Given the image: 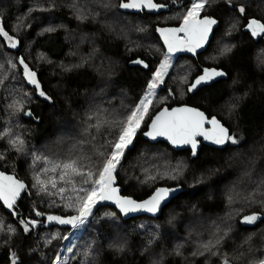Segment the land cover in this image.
Here are the masks:
<instances>
[{"label": "trees", "instance_id": "trees-1", "mask_svg": "<svg viewBox=\"0 0 264 264\" xmlns=\"http://www.w3.org/2000/svg\"><path fill=\"white\" fill-rule=\"evenodd\" d=\"M105 2L111 7L101 11L92 0H0V24L9 35L16 37L19 21L32 19L26 29L22 28L24 40L16 37L19 46L14 50H7L0 36V65L3 66L0 79L4 80L0 84V133H5L0 138L3 157L0 169L15 174L25 183L24 193L13 206L14 215L0 204V264H13L14 259L16 264H52L71 228L45 227L44 216H73L78 212L76 207H66V201L59 194H48L57 192L49 183L58 180L51 171V162L81 151L89 154L87 146L83 150L73 149V145L88 138L84 128L96 122L89 121V116L101 113L109 120L121 119L126 110L134 107L158 61L156 54L152 56L149 50L150 41L156 40L164 50L157 29L165 24H180L192 0H153L167 7L140 10L120 9L119 0ZM73 3L92 9L89 18L77 20ZM240 6L245 7V14L238 11ZM29 9L48 10L29 12ZM162 14H172V21L157 22ZM202 15L213 16L219 22L210 43L195 57L175 56L188 71L172 84V99L155 105L149 116L163 105H193L207 116L220 119L241 143H228L220 148L201 144L196 155H191L188 149L173 150L165 142L144 140L141 131L146 126L143 124L134 147L118 169L115 184L122 194L134 199L146 197L159 186L179 185L180 192L156 217L139 215L124 219L110 205L95 207L62 264H81L89 244L92 255L88 264H221L225 254L232 264H251L264 258V215L253 226L241 223L244 215L264 214V204L260 202L264 197L257 194L253 202L249 196L264 180V64L260 63L264 60V44L242 31L250 18L264 22V0H232L230 5L225 0H213ZM118 23L119 31L116 30ZM142 27L146 30L138 33ZM48 28L54 31H45ZM68 30L90 36L92 46L96 47L93 54H90L93 47L73 48L75 44H70L64 35ZM225 45L232 46V51L219 55ZM209 56L217 59L210 60ZM21 57L37 73L40 89L25 80L19 65ZM138 58L149 68L130 65ZM9 62L17 67L12 68ZM206 67L220 68L227 75L187 92L192 79ZM184 76L187 81L181 83L180 78ZM180 89L185 95L183 98L178 96ZM41 90L45 96L39 94ZM168 90L164 84L159 87L161 93ZM227 102L236 104L234 113L226 110ZM13 104L20 110L9 107ZM92 135L97 133L92 130ZM16 137L24 141L23 151L9 146L8 141ZM113 138L103 131L97 135V146ZM157 147L172 154V165L162 168L170 167L167 171L171 176L175 175L172 169L179 164L182 175L171 180L165 178L170 176L164 175L165 171L160 168L158 157L161 156L153 151ZM34 155L46 156L50 162H34ZM44 168L48 171L41 172ZM37 173L46 182L48 192H41L38 185L33 187ZM146 175L157 178L145 183ZM229 196L233 197L231 202ZM38 212L42 215L38 216ZM106 213H116V216L109 219ZM22 219L39 223L34 227L30 224V232L26 234L20 224ZM9 228L15 231L10 232ZM217 230L219 235L230 230L219 248L220 255H193L197 244L214 238ZM153 235L157 238L149 244ZM250 235L251 240L241 246ZM111 245L122 246V250ZM178 246H181V255L175 254Z\"/></svg>", "mask_w": 264, "mask_h": 264}, {"label": "snow or ice", "instance_id": "snow-or-ice-1", "mask_svg": "<svg viewBox=\"0 0 264 264\" xmlns=\"http://www.w3.org/2000/svg\"><path fill=\"white\" fill-rule=\"evenodd\" d=\"M175 2V0H174ZM213 0H192L190 6L187 7L186 12L183 14L179 27L176 28H158L164 40V45L167 48V52L157 65L154 71H151V78L147 82V87L144 94L141 96L135 107L126 110V114L121 119L113 118L108 119L106 115L101 113H94L88 117L91 121L95 119V123H89L84 128V134L87 139L79 141L78 145H73V149L80 148L83 150L84 146H87V152L89 154H83V151L70 155L63 160L52 161L51 171L56 173L58 180L53 179L49 181L52 189H56L57 192L48 193L49 195L59 194L62 200H65V206L68 208L76 207L78 215L59 217L49 215L48 221H58L60 224L71 225L74 229L80 228L85 225L89 217L92 215L94 208L102 201L112 200L115 202L116 207L119 208L123 214L131 212L145 211L148 213L156 214L162 210L167 202V198L175 189L169 188H156L155 191L146 200L137 202L131 197H120L117 195V188L113 185L116 181V175L119 167L127 156V153L134 147L135 138L138 131L141 129L142 124H146L148 131L143 135L152 140L157 137H166L167 140L173 145H187L191 144L193 155H196L197 137L203 136L205 140H210L216 145H226L228 143L232 145H238L241 143L240 139L234 134L229 132V129L218 119L216 116H212L208 119L203 111L196 107H190L183 105L180 107L168 108L163 107L156 112L154 116H149L150 107L155 103L154 97L157 96V89L165 83V77L169 75L170 69L174 67L173 59L174 54L180 51L190 52L197 54L198 49H206V46L210 43L211 36L214 32V26L218 25V20L212 16H202V12L207 8ZM227 4H231L232 0H225ZM93 4L98 5L101 11L110 9V3L105 0H92ZM54 7V5L50 6ZM73 9L77 12L76 19L84 21L89 18V13L92 9L85 7H78L75 3L72 5ZM118 7L120 9H142V8H164L167 5L155 4L153 0H119ZM34 10L47 11L48 9H29V12ZM238 11L241 14H245L246 9L244 6H240ZM100 12L97 11L95 16H99ZM246 27L251 31L253 37L264 35V22L250 18ZM144 31L143 28L138 29ZM45 31H54L52 28L45 29ZM230 34V33H229ZM0 36L6 38L11 47L18 46V41L15 37L9 35L5 31L2 24H0ZM232 51V46L225 45L219 55H225ZM43 59V56L40 57ZM208 59L215 60L217 57L209 56ZM12 68H16L15 63L9 62ZM133 64L143 65L144 68H149V65L144 60L136 59L132 61ZM260 63L264 64V60ZM19 65L23 67L24 77L37 89H40V84L36 79L37 73L32 71L29 65L25 62L24 58H19ZM0 67H3L0 65ZM69 70V69H66ZM227 74L217 68H203L202 74L197 76L195 81L192 82L186 89L191 93L208 82L213 81L217 77H223ZM187 81V76L181 77L180 82ZM4 80L0 79V84H3ZM41 96H45V93L41 90L39 92ZM173 95L171 89L168 96L163 97L164 101H167L169 96ZM18 103V102H17ZM9 107H14L16 111L20 109L15 104ZM226 110L231 114L236 110V104L234 102H227L225 104ZM146 117L151 120V123L146 122ZM205 124H210L211 129H206ZM94 130L97 135H102L103 131H108L113 139H106L103 143L97 146V135H92ZM5 133H0V138H3ZM9 146L15 148L17 151H23L24 141L19 137L10 139L8 141ZM0 158H3L0 156ZM43 160L45 163H49V158L46 156L34 155V162ZM182 163V162H181ZM48 169H41V172H47ZM145 173L148 169H144ZM175 175H171L169 178L176 179L179 175L183 174V169L177 165L172 169ZM168 175V173H165ZM157 177L155 175H146L145 181H154ZM36 183L41 192H48L46 182L40 179V174L37 173L35 177ZM64 186H60V185ZM25 188L22 181L15 180L12 176H5L4 173H0V200L4 202L9 208L13 207L16 203L17 197L20 196L21 190ZM264 197V180L260 182L258 190H254L249 194L253 202H255L256 195ZM233 199L232 196L228 197L229 202ZM264 204V200L260 201ZM42 215V213H37ZM262 213H252L251 215L244 216L241 223L248 225H254L262 218ZM116 213H106L105 217L114 219ZM39 223V221L20 220V224L23 226V231L27 234L30 232L29 225L33 227ZM2 230V229H0ZM9 231H15L9 228ZM230 231V230H229ZM229 231H225L223 235H219V230L214 234V238L207 241H202L197 244V251L193 252V255H205L208 253L212 256H219V248L223 240L229 235ZM254 235V234H253ZM55 238V237H54ZM157 237L153 235L149 239L148 243L151 244ZM251 235L242 242L247 244L251 240ZM48 241L47 243H50ZM111 247H117L118 250H122V246L111 245ZM180 247L176 248L175 254L181 255ZM68 251H72L71 248ZM15 257V253H12ZM92 255V245L89 244L83 252L84 260L81 264H88L89 258ZM243 256V253L240 254ZM239 259V257H237ZM61 254L57 253L52 261V264H60ZM13 264H16V260H13ZM158 264V262H154ZM221 264H232L231 258L225 254L221 259ZM251 264H264V258H260Z\"/></svg>", "mask_w": 264, "mask_h": 264}, {"label": "rangeland", "instance_id": "rangeland-1", "mask_svg": "<svg viewBox=\"0 0 264 264\" xmlns=\"http://www.w3.org/2000/svg\"><path fill=\"white\" fill-rule=\"evenodd\" d=\"M171 4V2H170ZM191 4V3H190ZM190 6V5H189ZM140 10V9H139ZM187 10V9H186ZM182 20V18H181ZM180 20V22H181ZM19 21V20H18ZM157 22H160V23H165V22H170L172 21V14L170 15H166V14H162V16L158 17L156 19ZM32 22V19H29V18H26L24 19L23 21H19V27L17 28V31H16V37H18L19 39H23L24 40V37H23V32L22 31V28L25 27V29L29 26V24H31ZM123 25V24H122ZM116 30L119 31L120 29V23L116 24ZM144 30L145 27H142ZM69 31V30H68ZM65 31L64 32V35H65V38L67 39V41L70 43V44H75L73 46V48H75L76 50H84V48L86 50L89 49V47H93L92 48V51L90 54H93V50L96 49V47L92 46V39L90 36L82 33L81 31L78 32V33H75L74 31ZM142 31H138V33H141ZM142 34V33H141ZM142 36V35H141ZM14 37V36H13ZM15 37V39L18 41V39ZM4 38V37H2ZM259 39V38H258ZM258 39H254V40H258ZM150 46H149V50L152 51V56L154 54H156L155 56L158 57V61L155 63V65L153 66V71L156 69L157 65L159 64V62L164 59V54H165V50H163L162 47H159L158 45V42L156 40H153V41H150ZM4 46L5 48H7V50H14L15 48L11 47V44L10 42L4 38ZM18 46H19V41H18ZM27 50H29V47L27 48ZM32 55H30L31 57ZM176 55H174V59H173V63L174 61L177 60V57H175ZM30 61V60H29ZM210 68V67H208ZM23 69V67H22ZM188 71V67H186L182 62L181 60H177L175 63H174V67L170 69V72H169V75H167L165 77V79L167 78V81H165L164 85L167 86L169 88V90L171 89L172 91V84H174L176 81H177V78L179 75L183 74V73H186ZM25 78V77H24ZM173 79V80H172ZM25 80L30 84V85H33L31 84L26 78ZM35 86V85H33ZM162 86V85H161ZM36 87V86H35ZM147 87V86H146ZM146 89V88H145ZM169 90L166 91V92H159V88L157 89V96L154 97L153 99H155V103L153 105H151L150 109L153 108L155 105L163 102L164 100L162 99L163 97L165 96H168L169 94ZM145 91V90H144ZM144 94V92L141 94V96ZM182 96V98L185 96H183V90L180 89V91L178 92V96ZM140 96V98H141ZM172 95L169 96V99H172ZM140 100V99H139ZM139 100L137 101V103L139 102ZM135 107V105H134ZM153 115V114H152ZM151 115V116H152ZM149 121V119H148ZM147 121V123H148ZM143 126V124H142ZM141 126V128H142ZM146 126V124L144 125ZM146 129V127H144ZM143 128V129H144ZM144 129V130H145ZM142 130V131H144ZM141 131V133H142ZM108 132V131H107ZM143 138V137H142ZM145 140V139H144ZM147 141V140H146ZM153 151H156L161 157H158L159 158V161L160 163L162 164V166H160L161 170L162 171H165V173H168V175L166 176H170L169 175V172L167 171L170 167H167V168H162L164 166H167V165H172V154L168 151V150H164V149H161V147H157L155 148ZM153 152H150V154H152ZM161 172V171H160ZM164 173V175H165ZM164 177V176H163ZM169 180H171V178H168V177H165ZM113 186H118L114 183ZM81 228V227H80ZM80 228H77V229H74L73 227H71V230L70 232L67 234H65L66 237V240H65V243L63 246H61V249L59 251V253L61 254V261H60V264H62L63 262H65L68 254H69V251L68 249L71 248L73 246V241L75 239V237L79 234V232L81 231Z\"/></svg>", "mask_w": 264, "mask_h": 264}, {"label": "water", "instance_id": "water-1", "mask_svg": "<svg viewBox=\"0 0 264 264\" xmlns=\"http://www.w3.org/2000/svg\"><path fill=\"white\" fill-rule=\"evenodd\" d=\"M203 16H205V15H203ZM206 16H208V15H206ZM212 17H213V16H212ZM214 18H215V17H214ZM215 19H216V18H215ZM248 22H249V20L246 22V24H244V26H242V31H244V32L247 31V32L252 36L251 31L246 27V25L248 24ZM216 27H217V25L214 26V29H215ZM260 37H261L262 41L264 42V35H260V36H256V37H253V36H252V38H254V39H258V38H260ZM164 46H165V45H164ZM165 50L167 51L166 46H165ZM202 51H204V49H198V50H197V54L201 53ZM176 54H178V55H189V56H192V57H195V56L197 55V54H193V53L185 52V51H180V52H177ZM130 65H135V64H133L132 62H130ZM140 66L143 67V65H140ZM210 68H215V67H210ZM217 69L223 71V70L220 69V68H217ZM223 72H224V71H223ZM201 74H202V72H201L200 74H198L197 76H199V75H201ZM197 76H196V77H197ZM196 77L193 79L192 82L195 81ZM223 77H224V76H223ZM223 77H217V78H215L213 81H215V80H217V79H220V78H223ZM213 81H211V82H213ZM192 82H191V83H192ZM209 83H210V82H208V83H206V84H209ZM203 85H205V84H203ZM201 86H202V85H201ZM201 86H200V87H201ZM183 105H187V106H190V107H196V106L189 105V104H179V105L172 106V107H168V106H166V105H163V106H161L158 110H156V112L159 111V110H160L161 108H163V107L174 108V107H180V106H183ZM196 108H198V107H196ZM199 109H200V108H199ZM200 110L203 111L202 109H200ZM156 112H155L152 116H154V115L156 114ZM203 112H204V111H203ZM204 113H205V112H204ZM205 115H206V113H205ZM212 116H214V115H211V116H209V117L206 115V117H207L208 119H211ZM148 123H151V120H150V119H149ZM204 127H205L206 129H211V125H210V124H205ZM146 131H148L147 126H146V129H145L144 131H142L141 136L143 137V139L147 140L148 142H150V143H156V142L162 141V142H165L167 145H169L173 150L188 149V150L190 151V154L193 155V150H192V146H191V144H187V145H173V144H171V143L167 140L166 137H163V136H161V137H157L155 140H152V139H150V138H148V137H145V136L143 135V133L146 132ZM197 141H198V143H197L196 152L198 151V149H199V147H200L201 144H204V145H207V146H211V147H215V148H220V147H223V146H224V145H216V144L212 143L210 140H205V139L203 138V136H198V137H197ZM0 173H4L5 176H12V177H14L15 180L21 181V180H20L18 177H16V175L13 174V173L6 172V171L1 170V169H0ZM22 182H23V181H22ZM23 183H24V182H23ZM24 185H25V183H24ZM114 187L117 188V190H118V191H117V195H118V196H120V197H131V196H128V195H124V194H122V193H121V188H120L119 186H114ZM156 188H169V189H175V191L172 192V193L170 194V196L167 198V202H166L165 204H167V203L170 201V199L174 198V197L180 192V190H181V187H180L179 185H177V186H159V187H156ZM156 188H155V189H156ZM155 189H154L149 195H147L146 197H144V198H142V199H134V198H132V197H131V198H132L133 200L137 201V202H141V201H143V200H146L150 195H152V193L155 191ZM24 191H25V188L21 190V194H20L19 197H17L16 202L20 199V197L22 196V194L24 193ZM0 204L3 206V208L5 209V211H6L7 213H10V214H12V215L15 214V212H14V210H13V207L9 208L7 205L4 204V202H3L2 200H0ZM100 205H110V206L114 207V208H115V209L121 214V216H122L124 219H128V218H130V217L139 216V215H145V216H149V217H156V216H158L159 213H160V211H159L158 213H156V214L148 213V212H145V211H137V212H131V213H128V214H123V213L120 212L119 208L116 207L115 202L112 201V200L102 201V202H100V204H98L97 206H100ZM97 206H96V207H97ZM251 214H252V213L247 214V215H251ZM49 215L59 216V217H65V218L68 217V216H62V215H59V214H47V215L44 216V223H43V224H44L45 227H49V226H58V227H61V228H63V227L71 228V227H72L71 225L60 224L58 221H48L47 217H48ZM77 215H78V214H77ZM247 215H244V216H247ZM244 216H243V217H244ZM243 217L241 218V221H242ZM262 217H263V215H262ZM255 224H256V223H255ZM242 225L253 226V225H248V224H245V223H242Z\"/></svg>", "mask_w": 264, "mask_h": 264}, {"label": "flooded vegetation", "instance_id": "flooded-vegetation-1", "mask_svg": "<svg viewBox=\"0 0 264 264\" xmlns=\"http://www.w3.org/2000/svg\"><path fill=\"white\" fill-rule=\"evenodd\" d=\"M138 10V9H137ZM203 16V15H202ZM181 23V22H180ZM179 25L180 24H178V25H162V26H160L159 28H176V27H179ZM159 33V32H158ZM159 37H160V41H161V43H162V46L164 47V50H165V46H164V40H163V38L161 37V35H160V33H159ZM259 40H261L262 41V39H261V37L259 38ZM263 42V41H262ZM263 44H264V42H263ZM166 51V50H165ZM167 52V51H166ZM174 55H178V54H174ZM201 73V72H200ZM199 73V74H200ZM198 75V74H197ZM193 80V79H192ZM209 117V116H208Z\"/></svg>", "mask_w": 264, "mask_h": 264}]
</instances>
